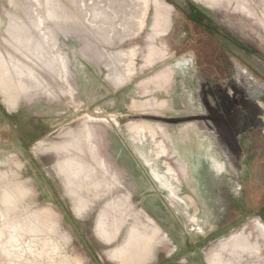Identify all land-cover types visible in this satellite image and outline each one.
I'll list each match as a JSON object with an SVG mask.
<instances>
[{
    "label": "rangeland",
    "instance_id": "374dc122",
    "mask_svg": "<svg viewBox=\"0 0 264 264\" xmlns=\"http://www.w3.org/2000/svg\"><path fill=\"white\" fill-rule=\"evenodd\" d=\"M217 75L262 105L264 0H0V264H264V142L164 123Z\"/></svg>",
    "mask_w": 264,
    "mask_h": 264
},
{
    "label": "crops",
    "instance_id": "0c3cea01",
    "mask_svg": "<svg viewBox=\"0 0 264 264\" xmlns=\"http://www.w3.org/2000/svg\"><path fill=\"white\" fill-rule=\"evenodd\" d=\"M236 41L233 42L238 43ZM240 42V41H239ZM226 80H217L214 82H204L203 80L200 83L205 84L210 91V96L212 97L214 103H216L218 110H221L222 115H194L191 117H173L164 119V123L168 125L178 126L182 123H193V122H202L203 130H212V124H215L219 128V124L223 123L226 127V132L231 135L232 139L237 140L238 146H242L244 140H248L250 143H253L255 138L264 137V116H259L258 114L254 115L252 111L247 110V114L243 116V112L247 109L248 106H254L258 109L257 113H262L264 111V100L262 105L258 104L257 101L253 102L252 96L256 97L255 89L251 87V93L246 89L245 84L249 85L248 82L237 75L231 76ZM239 83L237 82V80ZM242 84V85H240ZM258 92V91H257ZM249 94L253 103L250 102L247 104L245 101L246 95ZM262 107V108H261ZM261 110V111H260ZM219 113V112H218ZM238 114V116H234ZM251 115V116H250ZM189 132L194 134H201V131L194 126H189ZM255 143V142H254ZM237 148V147H236ZM235 148V152H236ZM262 151V150H261ZM257 152L259 156H264V152ZM238 153V151L236 152Z\"/></svg>",
    "mask_w": 264,
    "mask_h": 264
},
{
    "label": "trees",
    "instance_id": "16d2710c",
    "mask_svg": "<svg viewBox=\"0 0 264 264\" xmlns=\"http://www.w3.org/2000/svg\"><path fill=\"white\" fill-rule=\"evenodd\" d=\"M191 8H192V12H191V16L189 17L188 21L193 24V28L196 32H198L199 37L202 38L206 42L207 46L210 44H218L220 46L221 42L219 41V35L216 32V29L214 27L207 26L208 21L205 23V17L203 16L204 14L201 15L199 12V14L197 15L198 13L197 5L191 2ZM217 76L218 77H215V78L213 77L214 79L210 78V80L211 81H217V80L224 81L228 79L227 75H223V76L217 75ZM249 107L250 106H248V108ZM261 140L264 142V137L259 138V141ZM258 196H259L258 199L255 197V200L257 199V202L254 203L250 211H252L254 214L264 217V193L261 192L259 193Z\"/></svg>",
    "mask_w": 264,
    "mask_h": 264
},
{
    "label": "bare ground",
    "instance_id": "6f19581e",
    "mask_svg": "<svg viewBox=\"0 0 264 264\" xmlns=\"http://www.w3.org/2000/svg\"><path fill=\"white\" fill-rule=\"evenodd\" d=\"M0 89H2L4 92L9 90L7 88V84L4 81H1V80H0ZM67 133L68 132L66 131L65 134H67ZM148 246H149L148 241L146 243L139 242V241L132 242V238H131V239L127 240L124 248H121V247L118 248L116 253L112 254L110 257L113 260L117 261V262L126 263V264L135 262V261L140 260V259L141 260L142 259H146L148 257V255H149L146 252V249H147ZM128 252H130V254L128 256H126V254Z\"/></svg>",
    "mask_w": 264,
    "mask_h": 264
},
{
    "label": "flooded vegetation",
    "instance_id": "af4514ba",
    "mask_svg": "<svg viewBox=\"0 0 264 264\" xmlns=\"http://www.w3.org/2000/svg\"><path fill=\"white\" fill-rule=\"evenodd\" d=\"M162 6H164V8H170V9H172V7L170 6V5H167V4H165L164 2H163V4H161ZM171 23H170V20H169V18L167 17V19L165 20V25H170ZM238 82V81H237ZM245 101H246V103L248 104L249 102L250 103H252V100H251V98L249 99L248 97H246L245 98ZM254 102V101H253ZM247 110L248 109H246L245 110V112H243V113H246L247 112ZM250 111V110H249ZM252 111V113L254 114V115H256L255 114V112H253V110H251ZM247 114V113H246Z\"/></svg>",
    "mask_w": 264,
    "mask_h": 264
}]
</instances>
